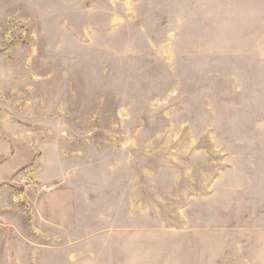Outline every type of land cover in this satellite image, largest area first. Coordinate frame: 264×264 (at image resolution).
Instances as JSON below:
<instances>
[{
    "label": "rangeland",
    "instance_id": "rangeland-1",
    "mask_svg": "<svg viewBox=\"0 0 264 264\" xmlns=\"http://www.w3.org/2000/svg\"><path fill=\"white\" fill-rule=\"evenodd\" d=\"M10 122L138 169L139 264H264V0H0Z\"/></svg>",
    "mask_w": 264,
    "mask_h": 264
},
{
    "label": "crops",
    "instance_id": "crops-1",
    "mask_svg": "<svg viewBox=\"0 0 264 264\" xmlns=\"http://www.w3.org/2000/svg\"><path fill=\"white\" fill-rule=\"evenodd\" d=\"M10 125L0 128V264H139L138 169L113 152L38 149Z\"/></svg>",
    "mask_w": 264,
    "mask_h": 264
},
{
    "label": "built area",
    "instance_id": "built-area-1",
    "mask_svg": "<svg viewBox=\"0 0 264 264\" xmlns=\"http://www.w3.org/2000/svg\"><path fill=\"white\" fill-rule=\"evenodd\" d=\"M42 188H46V185H43Z\"/></svg>",
    "mask_w": 264,
    "mask_h": 264
}]
</instances>
